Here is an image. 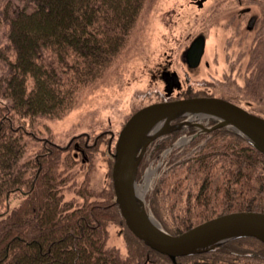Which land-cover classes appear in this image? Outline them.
<instances>
[{
  "label": "trees",
  "instance_id": "1",
  "mask_svg": "<svg viewBox=\"0 0 264 264\" xmlns=\"http://www.w3.org/2000/svg\"><path fill=\"white\" fill-rule=\"evenodd\" d=\"M146 4L25 0L21 5L0 0L5 37L0 57L8 66V73L0 75V264H173L126 225L113 186L114 159L107 187L95 191L85 178L77 190L82 201L77 202L66 199L64 190L82 159L92 167L91 148L77 155L72 146L66 152L68 148L58 145H42L35 156L27 155L37 121L60 118L73 108L80 90L96 83L121 54ZM197 95L163 94L157 100ZM183 130L165 135L162 139L172 138L157 144L152 154L159 155ZM196 130L191 126L188 131ZM203 136H194L190 144ZM207 136L195 155L180 160V175L169 182L176 187L167 190L168 198L159 200L158 193L171 186L165 180L151 196L149 206L173 234L223 213L264 211V152L232 127L215 128ZM181 191L180 207L172 200ZM109 223L125 225L127 255L107 245ZM177 261L264 264V241L238 237L211 250L178 256Z\"/></svg>",
  "mask_w": 264,
  "mask_h": 264
},
{
  "label": "rangeland",
  "instance_id": "2",
  "mask_svg": "<svg viewBox=\"0 0 264 264\" xmlns=\"http://www.w3.org/2000/svg\"><path fill=\"white\" fill-rule=\"evenodd\" d=\"M16 1L25 4V0ZM140 16L121 54L96 83L80 90L73 108L60 118L41 117L36 132L31 131L36 138L29 139L28 156H35L42 145H58L68 148L66 152L72 149L77 155L82 153L78 146L84 150L91 148L92 167L90 158H87L89 163H82L81 156L82 161L73 168L69 187L64 190L66 199L82 201L77 190L85 178L89 181L86 185L95 191L107 187L119 131L132 112L159 101L165 94L161 73L165 66L177 72L182 81V88L171 94L199 92L220 96L264 117V0H206L203 7L192 0H147ZM199 35L206 38L205 52L200 65L191 68L184 59L185 52ZM3 41V27H0V46ZM7 73L8 66L0 57V75ZM181 97L187 96L178 98ZM189 119L205 126L215 123L211 117ZM191 126L197 130L188 131ZM179 129L185 130L159 155L154 156L153 149L172 137H160L154 146H148L139 166V191L162 225L149 206L154 190L165 180L171 186L158 193L159 200L168 198L167 190L176 187L169 182L180 175V160L195 155L208 139V132H202L206 136L190 144L194 136L202 134L200 127L188 125ZM173 149L175 153L171 155ZM181 192L172 200L180 207L182 202L178 203V198H184ZM15 202L16 199L12 204ZM108 229L107 245L127 255L125 225L109 223Z\"/></svg>",
  "mask_w": 264,
  "mask_h": 264
},
{
  "label": "water",
  "instance_id": "3",
  "mask_svg": "<svg viewBox=\"0 0 264 264\" xmlns=\"http://www.w3.org/2000/svg\"><path fill=\"white\" fill-rule=\"evenodd\" d=\"M194 1L201 7L205 0ZM205 45L204 35L193 40L187 53L190 65L199 64ZM165 73L164 79L169 86L171 80L172 83H180L177 72H169L171 79ZM181 117L185 118L174 122ZM191 117H211L216 122L205 126L201 122H191ZM188 125L200 127V133L222 126L232 127L264 152V117L227 98L197 95L159 100L131 114L119 131L112 153L116 202L128 228L145 244L168 256L173 264H178V256L211 250L234 238L255 236L264 241V211L237 210L223 213L173 234L163 227L147 207L139 191L138 181L139 166L145 152L154 140Z\"/></svg>",
  "mask_w": 264,
  "mask_h": 264
},
{
  "label": "flooded vegetation",
  "instance_id": "4",
  "mask_svg": "<svg viewBox=\"0 0 264 264\" xmlns=\"http://www.w3.org/2000/svg\"><path fill=\"white\" fill-rule=\"evenodd\" d=\"M196 5H198L194 0H192ZM206 1V0H205ZM204 1V2H205ZM203 5H204V3H203ZM200 7V6H199ZM201 7H203V6H201ZM197 37V36H196ZM196 37H194L193 38V40L196 38ZM193 40L191 41V43L193 42ZM191 43H190V45H191ZM190 45H189V47H190ZM189 47H188V49H189ZM188 49H187V51L185 52V57H184V59H186V61L188 62V64L190 65V63H189V59H188V56H187V53H188ZM205 52V51H204ZM204 55V54H203ZM202 59V58H201ZM200 63H201V61L199 62V64L198 65H196V66H199L200 65ZM191 66V68H192V65H190ZM196 66H193V67H196ZM164 72H166L165 73V75L167 76V78H170L171 79V75L169 74V72H171V73H173L170 69H169V67H167V66H165V67H163V69H162V78L164 79V75H163V73ZM179 76V75H178ZM165 80V79H164ZM179 80H180V83H178L177 81H173V83H172V80H171V84H170V86L168 85V83L166 82V80H165V90H163L164 92H165V94H171V92H173L174 90H176V89H181L182 88V81H181V79H180V77H179ZM178 87V88H177ZM231 100V99H230ZM233 101V100H232ZM244 107V106H243ZM253 112V111H252ZM255 113V112H254ZM180 120H182V118H178V119H175L174 120V122H177V121H180ZM216 122V121H215ZM79 147V149L81 150V151H83L84 149L81 147V146H78Z\"/></svg>",
  "mask_w": 264,
  "mask_h": 264
},
{
  "label": "bare ground",
  "instance_id": "5",
  "mask_svg": "<svg viewBox=\"0 0 264 264\" xmlns=\"http://www.w3.org/2000/svg\"><path fill=\"white\" fill-rule=\"evenodd\" d=\"M201 118H202V117H201ZM148 182H149V181H148V176H147L146 179H145L144 185L147 186V185H148Z\"/></svg>",
  "mask_w": 264,
  "mask_h": 264
}]
</instances>
